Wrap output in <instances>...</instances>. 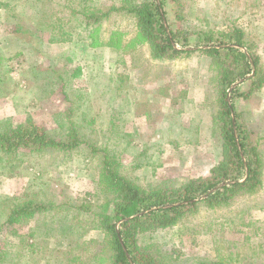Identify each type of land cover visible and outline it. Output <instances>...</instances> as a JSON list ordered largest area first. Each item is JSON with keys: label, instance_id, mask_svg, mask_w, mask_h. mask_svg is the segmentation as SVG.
<instances>
[{"label": "rangeland", "instance_id": "obj_1", "mask_svg": "<svg viewBox=\"0 0 264 264\" xmlns=\"http://www.w3.org/2000/svg\"><path fill=\"white\" fill-rule=\"evenodd\" d=\"M179 1L185 21L175 27L190 32L192 41L200 30L233 39L242 29L264 77V0ZM114 2L88 0L111 14L85 30L73 14L79 0H0V128L32 119L60 137L72 108L85 133L109 144L122 171L142 185L210 175L224 157L213 58L196 50L154 59L133 18L111 9ZM168 17L173 23L175 16ZM66 33L70 40H55ZM250 83L240 81L241 92ZM235 104L262 158V185L143 233L141 243L163 264H264V84ZM87 154L20 150L13 162L1 158L0 223L15 197L64 204L0 231L13 264H108L97 218L80 206L102 202L95 194L99 159Z\"/></svg>", "mask_w": 264, "mask_h": 264}, {"label": "trees", "instance_id": "obj_2", "mask_svg": "<svg viewBox=\"0 0 264 264\" xmlns=\"http://www.w3.org/2000/svg\"><path fill=\"white\" fill-rule=\"evenodd\" d=\"M111 9L133 18L139 36L147 43L154 59H173L196 50L213 58L217 69L215 124L221 133L224 157L210 175L179 183L142 185L122 171V161L109 144L100 145L85 133L70 108L66 121L60 124V137L52 136L32 119L0 128V153L4 156L0 160L13 162L12 156L20 150L32 153L85 150L87 155L98 158L100 168L95 194L102 202L94 207L83 201L80 206L91 210L97 218V227L104 234V260L108 264H163L153 249L141 243L143 233L173 227L201 204L209 207L228 204L240 192H255L262 185V158L247 140L235 102L238 97L249 96L261 88L264 77L258 68V56L248 47L242 29H236L233 39H225L223 33L200 30L192 41L190 32L175 27L185 21L183 3L179 0H117ZM169 13L175 16L173 23H169ZM73 14L87 30L107 19L111 12L91 7L88 0H79ZM66 34L55 40H70ZM241 79L251 81L247 92H241V84L231 89ZM11 200L8 211H4L0 231L64 205L34 196ZM9 255L0 245V264H13ZM199 264L225 263L202 261Z\"/></svg>", "mask_w": 264, "mask_h": 264}, {"label": "water", "instance_id": "obj_3", "mask_svg": "<svg viewBox=\"0 0 264 264\" xmlns=\"http://www.w3.org/2000/svg\"><path fill=\"white\" fill-rule=\"evenodd\" d=\"M242 80H243V79H241V80L237 81L236 83H234L233 86L231 87V89H232L234 86H236L237 84H239V82L242 81Z\"/></svg>", "mask_w": 264, "mask_h": 264}]
</instances>
